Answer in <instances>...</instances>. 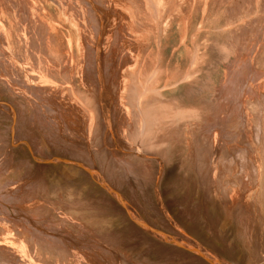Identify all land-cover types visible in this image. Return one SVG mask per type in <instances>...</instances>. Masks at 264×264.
Returning a JSON list of instances; mask_svg holds the SVG:
<instances>
[{"label": "rangeland", "instance_id": "obj_1", "mask_svg": "<svg viewBox=\"0 0 264 264\" xmlns=\"http://www.w3.org/2000/svg\"><path fill=\"white\" fill-rule=\"evenodd\" d=\"M26 1L0 0V102L19 114L0 106V264H167L138 214L210 259L264 264V0Z\"/></svg>", "mask_w": 264, "mask_h": 264}, {"label": "bare ground", "instance_id": "obj_2", "mask_svg": "<svg viewBox=\"0 0 264 264\" xmlns=\"http://www.w3.org/2000/svg\"><path fill=\"white\" fill-rule=\"evenodd\" d=\"M21 1H23L22 3H21ZM157 1V0H156ZM173 1V0H172ZM7 2V1H6ZM170 2H171V0H170ZM175 2V1H174ZM188 2V1H187ZM215 2V1H214ZM3 3V2H2ZM8 3L10 4V5H13V7L15 6V7H17L18 9H19V11H21V9L20 8H27L26 10H28V11H26L25 10V12H26V14L28 13L29 15L31 14V8H29L30 6H29V4H28V2L26 1V0H8ZM162 3V2H161ZM5 4V3H4ZM169 4H171V3H169ZM168 4V5H169ZM175 4H176V2H175ZM161 5H163V4H161ZM172 5H174V3L172 4ZM167 6V5H166ZM185 6V5H184ZM197 6V5H196ZM218 6V5H217ZM12 7V6H11ZM160 7V6H159ZM171 7H173V6H171ZM186 7H187V5H186ZM191 7V6H190ZM16 8V9H17ZM149 8V7H148ZM166 8V7H165ZM201 8V7H200ZM219 8V7H218ZM6 9V8H5ZM37 9V8H36ZM147 9V8H146ZM163 9V8H162ZM169 9V8H168ZM167 9V10H168ZM185 9V8H184ZM250 9V8H249ZM2 10H3V7H2ZM7 10H9V9H7ZM14 10V9H13ZM251 10V9H250ZM12 11V10H11ZM10 11V12H11ZM148 11V10H147ZM172 11V10H171ZM18 12V11H17ZM38 12V11H37ZM150 12V11H149ZM155 12V11H154ZM158 12H159V10H158ZM174 11H172V13H173ZM24 12L22 11V14H23ZM161 13V12H160ZM164 13V12H163ZM169 13H171V12H169ZM2 14V13H1ZM158 14V13H157ZM177 14V13H176ZM249 14V13H248ZM261 14V13H260ZM60 15V14H59ZM144 15V14H143ZM147 15H149V14H147ZM27 16V15H26ZM33 16V15H32ZM156 15H154V17H155ZM159 17H160V15H158ZM171 16V15H170ZM169 16V17H170ZM149 17V16H148ZM158 17V18H159ZM169 17H168V19H169ZM232 17V16H231ZM254 17V16H253ZM264 17V16H263ZM151 18V17H150ZM157 18V17H156ZM164 18V17H163ZM166 18V17H165ZM172 18V17H171ZM188 18H189V15H188ZM250 18H252V17H250ZM137 19V18H136ZM167 19V18H166ZM182 19V18H181ZM186 18H184V20H185ZM41 20V19H40ZM112 20V19H111ZM229 20V19H228ZM19 21V20H18ZM157 21V20H156ZM155 21V22H156ZM171 21V20H170ZM246 21V20H245ZM45 22V21H44ZM165 22H166V20H165ZM186 22L187 21H183L182 23L183 24H186ZM256 22H257V20H256ZM255 22V23H256ZM48 23V22H47ZM150 23V22H149ZM161 23H164V22H161ZM242 22H240V24H241ZM264 22H262V25H264L263 24ZM236 24H239V23H236ZM2 25V24H1ZM23 25V24H22ZM162 25V24H161ZM153 26V25H152ZM160 26V25H159ZM187 26V25H186ZM254 26H256V25H254ZM23 28H25L24 26H22ZM54 27V26H53ZM257 27V26H256ZM259 27H261V26H259ZM50 28V27H49ZM57 28V27H56ZM148 28H149V26H148ZM147 28V29H148ZM200 28V27H199ZM3 29V28H2ZM52 29V28H51ZM54 29V28H53ZM150 29V28H149ZM161 29H163V28H161ZM248 29V28H247ZM251 29H254L253 27H251ZM251 29H250V31H251ZM256 29H258V27L256 28ZM50 30V29H49ZM151 30V29H150ZM208 30V29H207ZM222 30V29H221ZM249 30V29H248ZM4 32L6 31L5 29L3 30ZM2 31V32H3ZM22 31V30H21ZM31 31V30H30ZM39 31V30H38ZM56 31H57V29H56ZM156 31V30H155ZM199 31V30H198ZM254 31H257V30H255L254 29ZM154 32V31H153ZM157 32V31H156ZM248 31H246L245 32V35H246V33H247ZM29 33V32H28ZM54 33V32H53ZM259 33V32H258ZM25 34H26V32H25ZM48 34V33H47ZM118 34V33H117ZM154 34V33H153ZM23 35V34H22ZM34 35V34H33ZM244 35V34H243ZM242 35V36H243ZM257 33H256V37H257ZM2 36V35H1ZM48 36V35H47ZM23 37V36H22ZM49 37V36H48ZM134 37V36H133ZM231 37V36H230ZM244 37V36H243ZM255 37V36H254ZM5 38H7V37H5ZM26 38V37H25ZM113 38V37H112ZM42 39H43V37H42ZM232 39V37L230 38V40ZM7 40H8V38H7ZM6 40V42L8 43V41ZM46 40H48L47 39V37H46ZM94 40V39H93ZM116 40V39H115ZM118 40V39H117ZM233 40V39H232ZM250 40H253V39H250ZM25 41V40H24ZM17 42H19V41H17L16 40V43ZM234 42V41H233ZM248 42V41H247ZM246 42V43H247ZM3 43V42H2ZM5 43V42H4ZM3 43V44H4ZM7 43H5V44H7ZM29 43V42H28ZM46 43V42H45ZM245 43V44H246ZM249 43H250V41H249ZM254 42L252 41V44H253ZM255 43H257V42H255ZM4 44V45H5ZM35 44V43H34ZM225 44V43H224ZM248 44V43H247ZM258 44V43H257ZM46 45H48V44H46ZM249 45V44H248ZM256 45V44H255ZM261 45V44H260ZM9 46V45H8ZM44 46H45V44H44ZM4 47V46H3ZM7 46H5V48H6ZM11 47V46H10ZM16 47V46H15ZM31 47H34V46H31ZM145 47V46H144ZM237 47V46H236ZM243 46H241V48H242ZM250 47H252V45L250 46ZM249 47V48H250ZM255 47V46H254ZM254 47H252V48H254ZM257 47V46H256ZM1 48H2V46H1ZM8 48V47H7ZM18 48V46L16 47V49ZM47 48V47H46ZM234 48V47H233ZM244 48V50L243 51H245V47H243ZM242 48V49H243ZM251 48V49H252ZM8 49H12V48H8ZM16 49L14 48V51H15V53H16ZM36 49V48H35ZM148 49V48H147ZM230 49V48H229ZM232 49V48H231ZM236 49V48H235ZM239 49V48H238ZM248 49V48H247ZM246 49V53H247V51L249 50H247ZM258 49H259V46H258ZM258 49H256V51H258ZM2 50V49H1ZM6 51H8L7 49H5ZM142 50V49H141ZM225 50V49H224ZM232 50H234V49H232ZM109 51V50H108ZM159 51V50H158ZM243 51H242V53H243ZM250 51H252V50H250ZM249 51V52H250ZM253 51H255V50H253ZM3 52V51H2ZM8 52H10V50L8 51ZM17 52H18V50H17ZM1 53V52H0ZM4 53V52H3ZM234 53V52H233ZM241 53V54H242ZM246 53H244V55L246 54ZM251 53V52H250ZM250 53H248V55H250ZM17 54H19V53H17ZM41 54V53H40ZM255 54H257V53H255ZM1 55V54H0ZM149 55V54H148ZM158 55H159V53H158ZM247 55V54H246ZM259 55V54H258ZM151 56V55H150ZM227 56V55H226ZM235 56V55H234ZM251 56V55H250ZM250 56H249V58H250ZM255 56L256 55H254V58H255ZM16 57H17V55H16ZM241 59H243V57H245V56H242L241 55ZM239 58V57H238ZM238 58H237V60H238ZM258 58V57H257ZM156 59V58H155ZM253 59V58H252ZM15 60V59H14ZM38 60V59H37ZM111 60V59H110ZM243 60H245V59H243ZM242 60V61H243ZM248 60V59H247ZM255 60V59H254ZM92 61V60H91ZM157 61V60H156ZM249 61H250V59H249ZM94 62V61H93ZM93 62H92V64L91 65H93ZM102 62V61H101ZM108 62H110V61H108ZM141 62V61H140ZM235 62V61H234ZM241 62V61H240ZM247 62V61H246ZM253 62H255V61H253ZM110 63H112V62H110ZM119 63V62H118ZM12 64V63H11ZM47 64V63H46ZM106 64V63H105ZM124 64V63H123ZM126 64V63H125ZM135 64V63H134ZM230 64V63H229ZM231 64H233V63H231ZM17 65V64H16ZM30 65V64H29ZM112 65V64H111ZM120 65V64H119ZM234 65H235V63H234ZM237 65V64H236ZM239 65H241V64H239ZM96 66V65H95ZM95 66H92V67H95ZM100 66H102V65H100ZM126 66H127V64H126ZM231 65H229L228 67H230ZM233 66V65H232ZM231 66V67H232ZM109 67V66H108ZM120 67V66H119ZM237 67H239V66H237ZM252 67H253V65H252ZM19 68V67H18ZM111 68V67H110ZM109 68V69H110ZM233 69H234V66L232 67ZM255 68V67H254ZM94 69V68H93ZM121 69V68H120ZM235 69H236V66H235ZM239 69V68H238ZM243 69V68H242ZM96 70L97 69H95V72H96ZM101 70V69H100ZM228 70V69H227ZM232 70V69H231ZM254 70H256V69H254ZM18 71V70H17ZM103 71V70H102ZM121 71V70H120ZM230 71V70H229ZM257 71V70H256ZM89 71L87 70V73H88ZM98 72V71H97ZM233 72V73H232ZM232 72H230V77H231V73L234 75V73L235 72H237L236 70H232ZM105 73V72H104ZM91 74V77L93 76L92 75V73H90ZM102 74V73H101ZM106 74V73H105ZM109 74V73H108ZM88 75H89V73H88ZM97 75V74H96ZM96 75H94V76H96ZM107 75V74H106ZM105 75V76H106ZM174 75V74H173ZM101 76V75H100ZM261 76V75H260ZM89 77H90V75H89ZM98 77V76H97ZM111 77H112V75H111ZM176 77V76H175ZM225 77H227V76H225ZM96 78V77H95ZM108 78V77H107ZM174 78V77H173ZM90 79V78H89ZM92 79V78H91ZM109 79V78H108ZM168 79V78H167ZM93 80V79H92ZM95 80H98V78L97 79H95ZM177 80H178V77H177ZM250 80H252V79H250ZM260 80H262V79H260ZM226 81V80H225ZM224 81V82H225ZM257 81H258V79H257ZM10 82V81H9ZM214 82V81H213ZM212 82V83H213ZM264 82V81H263ZM262 82V83H263ZM40 83V82H39ZM102 83H103V81H102ZM250 83V82H249ZM37 84V83H36ZM251 84V83H250ZM257 84H259L258 82H257ZM100 85V84H99ZM254 85V84H253ZM252 85V86H253ZM176 86V85H175ZM254 87V86H253ZM261 87H263V84H262V86ZM220 88V87H219ZM221 88H223V87H221ZM38 89V88H37ZM211 89V88H210ZM240 89H241V87H240ZM258 89V88H257ZM30 90V89H29ZM35 90V89H34ZM41 90H42V88H41ZM45 90V89H44ZM254 90V89H253ZM260 90H262V88L260 89ZM36 91V90H35ZM38 91V90H37ZM47 91V90H46ZM52 91V90H51ZM232 91V90H231ZM240 91V90H239ZM258 91H259V89H258ZM30 92V91H29ZM33 92V91H32ZM31 92V93H32ZM253 92V91H252ZM261 91H259V93H260ZM38 92H36V94H37ZM41 93V92H40ZM44 93V92H43ZM202 93V92H201ZM204 93V92H203ZM210 93V92H209ZM212 93V92H211ZM213 93H215V92H213ZM236 93V92H235ZM240 93V92H239ZM245 93V92H244ZM42 94V93H41ZM35 95V94H34ZM44 95L45 94H43L41 97H44ZM212 95V94H211ZM243 95V94H242ZM36 96V95H35ZM39 96V95H38ZM37 96V97H38ZM60 96V95H59ZM245 96L247 97V99H248V96H249V98H250V95H246V93H245ZM45 97H46V95H45ZM44 97V98H45ZM48 97V96H47ZM39 98V97H38ZM253 98H255V97H253ZM46 99V98H45ZM44 99V100H45ZM234 97H233V102H235L234 101ZM245 99V98H244ZM251 99V98H250ZM39 100V99H38ZM46 100H48V99H46ZM53 100V99H52ZM193 100V99H192ZM216 100H218V99H216ZM227 100V99H226ZM238 100V99H237ZM243 100V99H242ZM252 100V99H251ZM251 100H248V101H250L251 102ZM254 100V99H253ZM51 101V100H50ZM219 101V100H218ZM60 102V101H59ZM208 102V101H207ZM244 102V101H243ZM246 102V101H245ZM244 102V103H245ZM255 102V101H254ZM205 103V102H204ZM230 103V102H229ZM247 103V102H246ZM245 103V104H246ZM41 104H42V102H41ZM196 104H198V103H196ZM248 105H249V103H247ZM252 104V103H251ZM255 104V103H254ZM2 105H5V106H10L9 104H7V103H1L0 102V106H2ZM46 105V104H45ZM206 105V104H205ZM232 105V104H231ZM256 105V104H255ZM254 105V107H257L258 108V104L255 106ZM49 106H51V105H49ZM200 106V105H199ZM210 105H208V107H209ZM238 106V105H237ZM247 106V105H246ZM245 106V107H246ZM250 106V105H249ZM253 106V104L251 105V107ZM48 107V106H47ZM53 107H54V105H53ZM53 107H51V108H53ZM58 107V106H57ZM211 107V106H210ZM220 107V106H219ZM245 107H243L244 109H245ZM11 110H12V112H13V116H14V118L16 119V117L18 116L19 117V114L17 113V110L15 109V107L14 106H10L9 107ZM17 108V107H16ZM59 108H61V107H59ZM67 108V107H66ZM202 108H204V107H202ZM201 108V109H202ZM221 108V107H220ZM235 108H236V106H235ZM48 109H49V107H48ZM62 109V108H61ZM194 109V108H193ZM253 109V108H252ZM47 110V109H46ZM53 110H55V109H53ZM53 110L51 111V113L53 112ZM57 110V109H56ZM195 110H196V108H195ZM205 110H206V108H205ZM205 110L204 111H202V113L204 112V113H206L208 110H206V112H205ZM213 110H215V109H213ZM64 111V110H63ZM66 111V110H65ZM64 111V112H65ZM67 111H70V110H67ZM201 111V110H200ZM231 111H233L232 110V108H231ZM246 111V110H245ZM248 111H250V110H248ZM252 112H254L253 110H251ZM250 111V112H251ZM49 112V111H48ZM57 112V111H56ZM56 112H55V114H56ZM60 112V111H59ZM71 112V111H70ZM236 112V111H235ZM241 112L243 113L244 112V110L242 111L241 110ZM250 112H248V113H250ZM58 113V112H57ZM104 113V112H103ZM201 113V114H202ZM211 113H213V112H211ZM226 113H228V112H226ZM229 113H230V111H229ZM228 113V114H229ZM255 113H256V111H255ZM53 114V113H52ZM58 114H61V112L60 113H58ZM65 113H63V115H64ZM73 114V113H72ZM194 114V113H193ZM195 114H197V113H195ZM198 114H200L199 112H198ZM198 114H197V116H198ZM217 114V113H216ZM237 114V113H236ZM238 114H240V113H238ZM259 114V113H258ZM67 115V114H66ZM204 115V114H203ZM212 115V114H211ZM235 115V114H234ZM252 115V114H251ZM250 115V116H251ZM255 115V114H254ZM50 116H52V115H50ZM65 116V115H64ZM224 116V115H223ZM225 116H226V114H225ZM239 116V115H238ZM249 116V117H250ZM53 117H55V116H52V119H53ZM56 117H58V116H56ZM55 117V118H56ZM62 119H63V117L62 116H60ZM205 117H206V115H205ZM212 117V116H211ZM243 117V116H242ZM249 120H250V118L248 117V116H246ZM238 118H241V116L240 117H238ZM244 118V117H243ZM254 117L252 116V119H253ZM61 119V120H62ZM66 119V118H65ZM190 119V118H189ZM195 119H196V116H195ZM203 119V118H202ZM210 119V118H209ZM57 120V119H56ZM59 120H60V118H59ZM60 120V121H61ZM67 120V119H66ZM206 119H204V121H205ZM238 120V119H237ZM237 120H236V123H237ZM248 120V121H249ZM254 120V119H253ZM16 121V120H15ZM46 121V120H45ZM62 121H64V120H62ZM61 121V122H62ZM191 121H193V119L191 120ZM195 121V120H194ZM196 121H198V119H196ZM195 121V122H196ZM234 121H235V119L232 121L233 123H234ZM244 121H246V120H244ZM247 121V122H248ZM264 121V120H263ZM59 122V121H58ZM216 122V121H215ZM225 122V121H224ZM243 122V121H242ZM241 122V123H242ZM254 122V121H253ZM252 122V123H253ZM63 123V122H62ZM197 123V122H196ZM251 123V122H250ZM257 126H258V124L256 123V122H254ZM253 123V124H254ZM193 124V123H192ZM203 124V123H202ZM205 124V123H204ZM215 124V123H214ZM254 124V125H255ZM198 125V124H197ZM242 125V124H241ZM246 126H248L247 124H245ZM251 125V124H250ZM15 126V125H14ZM192 126V125H191ZM199 126V125H198ZM224 126V125H223ZM228 126V125H227ZM239 126V125H238ZM238 126L235 128L234 127V125H232V128H234V129H237L238 128ZM243 126V125H242ZM240 127V126H239ZM250 127V126H249ZM253 127H255V126H253ZM63 128V127H62ZM242 128V127H241ZM247 128V127H246ZM246 128L244 129V130H246ZM251 128V127H250ZM192 129V128H191ZM195 129V128H194ZM207 129V128H206ZM243 129V128H242ZM247 129H249V128H247ZM200 130V129H199ZM209 130V129H208ZM239 130V129H238ZM192 132H193V130H191ZM216 131L217 130H215V133H216ZM234 131V130H233ZM237 131V130H236ZM242 131V130H241ZM247 131V130H246ZM194 132H196V130L194 131ZM202 132V131H201ZM211 132V131H210ZM228 132V131H227ZM191 133V132H190ZM208 133V132H207ZM218 133V132H217ZM221 133V132H220ZM241 133V132H240ZM219 134V133H218ZM223 134H226V133H223ZM223 134H219V137H220V135H223ZM229 134V133H228ZM227 134V135H228ZM247 134V133H246ZM251 134V133H250ZM256 134V133H255ZM203 135V134H202ZM201 135V136H202ZM233 135H236V133H234L233 132ZM232 135V136H233ZM252 135V134H251ZM251 135L249 136V137H251ZM192 136V135H191ZM200 136V135H199ZM198 136V137H199ZM230 136V134H229V137H230V140L231 139H233V137H235V136ZM229 137H226V139H227V141H229L228 139H229ZM232 137V138H231ZM237 137V136H236ZM248 137V138H249ZM191 138H193V137H191ZM197 137H195V139H196ZM200 138V137H199ZM198 138V139H199ZM202 138V137H201ZM200 138V139H201ZM215 138V137H214ZM244 138V137H243ZM194 139V140H195ZM197 139V140H198ZM216 139H218L219 140V138H216ZM215 139V140H216ZM250 139V138H249ZM252 139V138H251ZM251 139H250V141H251ZM189 140V139H188ZM187 140V141H188ZM197 140H195L196 142H197ZM253 140V139H252ZM193 141V140H192ZM223 141V140H222ZM262 141V140H261ZM194 142V141H193ZM192 142V143H193ZM195 142V143H196ZM201 142V141H200ZM203 142V141H202ZM201 142V143H202ZM205 142V141H204ZM231 141H229V143H230ZM254 142H255V140H254ZM191 143V144H192ZM209 143V142H208ZM207 143V144H208ZM224 143V142H223ZM233 143V142H232ZM235 143V142H234ZM190 144V145H191ZM219 144H221V143H219ZM231 144V143H230ZM246 144V143H245ZM257 144V143H256ZM263 144V143H262ZM199 145V144H198ZM201 145V144H200ZM238 145V144H237ZM247 145V144H246ZM250 145H251V143H250ZM258 145V144H257ZM189 146V145H188ZM196 146V145H195ZM203 146V145H202ZM259 146H261V145H259ZM254 147V146H253ZM28 148L30 149V151H34L35 150V148L32 146V145H28ZM192 148V147H191ZM191 148H189V149H191ZM226 148H227V146H226ZM230 148V147H229ZM235 148V147H234ZM245 148V147H244ZM246 148H248V147H246ZM252 148V147H251ZM196 149V148H195ZM198 149V148H197ZM208 149V148H207ZM254 149V148H253ZM263 149V148H262ZM213 150H215L214 148L212 149V151ZM221 150V149H220ZM227 150V149H226ZM246 150V149H245ZM254 150H256V148L254 149ZM196 151V150H195ZM195 151H194V153H195ZM236 151V150H235ZM263 151V150H262ZM261 151V152H262ZM35 152V151H34ZM208 152V151H207ZM206 151H205V153H207ZM225 152V151H224ZM260 152V151H259ZM33 153V152H32ZM188 153V152H187ZM221 153H222V151H221ZM221 153H219L220 155H222ZM227 153V152H226ZM254 153H255V151H254ZM173 154V153H172ZM197 155V154H196ZM216 155V154H215ZM227 155V154H226ZM234 155V154H233ZM245 155V154H244ZM186 156V155H185ZM224 156V155H223ZM223 156H221V157H223ZM254 156V155H253ZM36 157V156H35ZM249 157V156H248ZM252 157V156H251ZM203 158V157H202ZM215 156L214 157H212V160L213 161H215ZM217 158H218V156H217ZM264 158V157H263ZM222 159V158H221ZM225 159H226V157H225ZM224 159V160H225ZM228 159V158H227ZM247 159H249V158H247ZM253 160H254V158H252ZM258 159V158H257ZM36 160H38V162L39 163H43V164H49V163H65V164H67V163H69L70 165H74V166H79V164L76 162V161H73V160H68V159H66V158H61V157H55V158H52V159H47V160H42L41 158H38V157H36ZM200 160H201V158H200ZM223 160V159H222ZM245 160V159H244ZM218 161H220V160H217V162ZM230 161V160H229ZM235 161H236V159H235ZM248 161V160H247ZM216 162V161H215ZM259 162V161H258ZM220 163H222V162H220ZM246 163V162H245ZM249 162H247L246 164H248ZM256 163V162H255ZM193 164V163H192ZM191 164V165H192ZM201 164V163H200ZM203 164V163H202ZM224 164H225V162H224ZM251 164V163H250ZM249 164V165H250ZM254 164V163H253ZM196 165V164H195ZM214 165H215V163H214ZM217 165H218V163H217ZM255 165V164H254ZM256 165H257V163H256ZM197 166V165H196ZM199 166V165H198ZM203 166V165H202ZM207 166V165H206ZM223 166V165H222ZM80 167V166H79ZM208 167V166H207ZM242 167H244V166H242ZM246 167V166H245ZM254 166H252V168H253ZM256 167V166H255ZM81 168H83V167H81ZM250 168H251V165H250ZM207 169V168H206ZM213 169V168H212ZM248 169H249V166H248ZM255 169V168H254ZM208 170H209V168L207 169V172H208ZM223 170V169H222ZM253 170V169H252ZM91 172H93L92 170H90ZM212 171V170H211ZM231 171V170H230ZM248 171H250L249 173L250 174H253V172L251 171V170H248ZM254 171V170H253ZM258 171V170H257ZM87 172H89V171H87ZM198 172V171H197ZM255 172H256V170H255ZM85 173V172H84ZM217 173V170L215 171V174ZM198 174V173H197ZM208 175L210 174V172H208L207 173ZM218 174V173H217ZM256 174H257V172H256ZM110 175V174H109ZM203 175V174H202ZM254 175H255V173H254ZM254 175L252 176V177H250V175L248 176V177H250V178H252V180H253V177H254ZM256 176H258V175H256ZM85 177V176H84ZM212 177V176H211ZM247 177V178H248ZM111 178V177H110ZM214 178H216V177H214ZM227 178V177H226ZM197 179V178H196ZM210 179V178H209ZM238 179V178H237ZM200 180V179H199ZM206 180L208 181V176H207V178H206ZM259 180V179H258ZM109 181V180H108ZM112 181V180H111ZM220 181V180H219ZM249 182L251 181V179L250 180H248ZM254 183V181H251V183ZM258 182V181H257ZM257 182H255L256 183V185H257ZM264 182V181H263ZM106 183V182H105ZM111 183V182H110ZM113 183V182H112ZM202 183V182H201ZM208 183V182H207ZM250 183V184H251ZM113 184H115V183H113ZM112 184V185H113ZM204 184L206 185V183L204 182ZM203 184V185H204ZM246 184V183H245ZM107 185V184H106ZM202 186V185H201ZM115 187V186H114ZM113 187V188H114ZM221 187V186H220ZM234 187V186H233ZM251 187H253V186H251ZM109 188V187H108ZM112 188V187H111ZM225 188V187H224ZM223 188V189H224ZM240 188V187H239ZM239 188H238V190H239ZM247 188L249 189L250 187H249V184H248V186H247ZM246 188V189H247ZM216 189V188H215ZM244 189H245V187H244ZM107 190V189H106ZM114 190V189H113ZM113 190H111V191H113ZM116 190V189H115ZM114 190V191H115ZM251 190V189H250ZM250 190H248V191H250ZM215 191V190H214ZM240 191H242V188H241V190ZM102 193V192H101ZM107 193H109V192H107ZM113 193V195L116 197H118V200H121L120 201V203L122 204V206H124L125 204H127V206H129L130 204H128V202H126L125 201V199H123L122 198V196H119V194L117 195L116 193H114V192H112ZM119 193V192H118ZM215 193V192H214ZM222 193H224V192H222ZM238 193V192H237ZM246 193V192H245ZM221 194V193H220ZM226 194V196H227V193H225ZM225 194H222V196L220 197V198H222V197H224V195ZM235 194H236V192H235ZM239 194V193H238ZM238 194H236V195H238ZM110 195V194H109ZM233 196V194L231 193V197ZM116 197V198H117ZM228 197V196H227ZM225 198L226 200H228V199H230V197H228V198ZM234 197V196H233ZM236 198V197H235ZM224 199V198H223ZM224 199V200H225ZM239 199V198H238ZM113 200V199H112ZM231 200V199H230ZM229 200V201H230ZM240 200V199H239ZM111 201V200H110ZM109 201V202H110ZM113 201H115V199L113 200ZM123 202H125V204L123 203ZM234 202V201H233ZM244 202V201H243ZM223 203V202H222ZM225 203V202H224ZM116 204H117V202H116ZM115 204V205H116ZM3 205V204H2ZM119 205V204H118ZM119 206H121V205H119ZM231 206V205H230ZM1 208V207H0ZM121 208V207H120ZM123 208V207H122ZM129 208L131 209V211H132V213L133 212H135V211H133V209H132V207L131 206H129ZM3 208H1V210H2ZM117 209V208H116ZM119 209V208H118ZM129 209V210H130ZM261 209V208H260ZM0 210V211H1ZM122 211H124V210H122ZM126 211V210H125ZM116 212H118V211H116ZM3 213V212H2ZM120 213H121V211H120ZM126 213V212H125ZM124 213V214H125ZM127 214V213H126ZM121 215V214H120ZM132 215H135V214H132ZM139 215V214H138ZM138 215H135L136 217H138L137 218V222H138V224L141 226L140 228H142V229H144L145 230V232H143V230L142 231H138L139 232V236L142 238V236H145L146 234H149V235H152V236H157V238H158V240H160L161 242H162V245L159 247V249L162 251V253H164L165 254V256H166V259L168 260V263L167 264H206V263H209V264H224V263H222V262H220V260L221 259H219V258H217L215 255H214V259H210V258H208V257H206L205 256V254H204V248H203V251L199 248V246L197 245V246H193V245H190V244H188L187 242H185V241H183V240H181V238H175L176 240H178L177 242H175L174 240L173 241H170L169 240V238L167 237V235H164L163 233H161V231H158L156 228H154L153 226H152V224H150V223H147L145 220L143 221V219H141ZM151 215V214H150ZM124 220V222L125 221H129V223L131 222V224L133 223V224H135V222L134 221H132L131 219H130V217L127 215H125V216H123V219H122V221ZM152 221L153 222V220H152V218H149V221ZM146 222V223H145ZM153 223H155V222H153ZM130 225V224H129ZM159 225V224H158ZM134 226H136V225H134ZM131 227V226H130ZM4 228V227H3ZM11 228V227H10ZM136 228V227H135ZM134 228V229H135ZM12 229V228H11ZM30 229H31V227H30ZM33 229V228H32ZM250 229V228H249ZM8 230H10V229H8ZM24 230V229H23ZM34 230V229H33ZM6 231V230H5ZM14 231V230H13ZM21 231V230H20ZM36 231V230H35ZM135 231H137L136 229H135ZM7 232V231H6ZM11 232L12 231H10V234H11ZM22 232V231H21ZM38 232V231H37ZM7 233H9V232H7ZM40 234V236L43 234H41V232H38V235ZM185 235V234H184ZM47 235H45V237H46ZM24 237V236H23ZM28 237H29V235H28ZM30 237H32V236H30ZM29 237V238H30ZM254 238V237H253ZM4 239V238H3ZM19 239V238H18ZM81 239V238H80ZM144 240H153V241H155L156 242V240H154V239H152V238H143ZM31 240H33V238L31 239ZM169 240V242H170V244H173V246L175 247H178L179 245L180 246H184L185 244H187V245H189V246H191L192 248H193V252H195V253H197V254H199V256H197V257H190L189 255H187V254H185L184 253V251H180V250H178V249H176L177 251H175V254L174 255H167V252H168V247L164 244V243H166L165 241H168ZM13 241V240H12ZM190 241H191V238H190ZM251 241V240H250ZM47 242V241H46ZM51 242V241H50ZM148 242V241H147ZM252 242V241H251ZM25 243V242H24ZM194 243V242H193ZM253 243V242H252ZM151 244V243H150ZM179 244V245H178ZM1 245V244H0ZM4 244H2V246H3ZM7 246V245H6ZM8 246H10V245H8ZM153 246V245H152ZM26 247V246H25ZM11 248V247H10ZM39 248V247H38ZM181 248V247H180ZM27 250V249H26ZM31 250V249H30ZM38 250V249H37ZM260 249L258 248V249H256V247H254V248H252V251H251V253L254 255L253 257H256V258H258L260 261H262V260H264V252H262L261 250L259 251ZM191 251H192V249H191ZM42 252V251H41ZM186 252V251H185ZM190 252V251H189ZM33 254V253H32ZM163 254V255H164ZM4 255V254H3ZM2 255V256H3ZM45 255V254H44ZM37 256V255H36ZM163 257V256H162ZM3 258V257H2ZM4 259V258H3ZM6 259V258H5ZM163 260H165V259H163ZM205 260V262L206 263H204L203 261ZM257 260V259H256ZM162 261V260H161ZM2 263V262H1ZM62 264V263H61ZM68 264V263H67ZM253 264V263H252Z\"/></svg>", "mask_w": 264, "mask_h": 264}]
</instances>
